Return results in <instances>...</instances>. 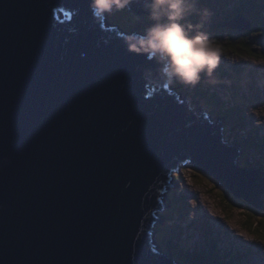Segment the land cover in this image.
<instances>
[{"label": "water", "instance_id": "95a60500", "mask_svg": "<svg viewBox=\"0 0 264 264\" xmlns=\"http://www.w3.org/2000/svg\"><path fill=\"white\" fill-rule=\"evenodd\" d=\"M91 4L0 0V264H177L154 223L183 164L264 210L223 124Z\"/></svg>", "mask_w": 264, "mask_h": 264}, {"label": "rangeland", "instance_id": "374dc122", "mask_svg": "<svg viewBox=\"0 0 264 264\" xmlns=\"http://www.w3.org/2000/svg\"><path fill=\"white\" fill-rule=\"evenodd\" d=\"M239 1L198 0L197 8L211 12L210 18L204 22L203 31L221 42L225 49L230 45L240 46L236 48L240 53L239 56L234 51H225L221 55L220 66L223 69L235 67L236 71L233 76L230 75L232 72L230 70L218 71L217 79H220L222 85L216 86L214 90L225 103H229L230 108H237L236 110L240 113L244 112L243 114L248 113L247 122L251 127L258 128L260 138L264 137V60L253 57L264 56V22L258 20V17L257 20L255 19L257 14H264V0H256L258 2L256 14L240 13L238 6L247 9L251 8L253 3L250 0ZM142 8L146 9V7ZM125 12V9L121 13L112 11L107 14V19L117 23L127 22ZM194 18L196 21L193 20L192 24L200 23L199 15ZM236 18L242 21L238 25L245 26H247L246 22L255 20L253 28L249 32L229 29L227 24ZM139 21H142L143 25L146 24V28L153 23L148 16L143 15ZM242 66L246 67L243 71ZM254 74L258 75V83ZM215 81L214 78L204 79L206 84L215 85ZM171 88H175L174 82L170 83ZM182 97L189 98L183 94ZM224 134L231 144L233 139L240 141V145L238 144L242 148L238 163L240 167L248 163L258 164L261 167L264 165L263 147L258 145V149L256 147L250 149L242 144V140L246 137L244 129L234 131L228 127L225 128ZM245 149L249 162L243 155ZM179 172L175 174V176L179 174L178 187H172L168 195L169 200L173 199L170 202L166 200L167 208L161 212L162 216L165 215L167 218L163 219V224L158 225L156 232V241L164 252L181 259L183 253L187 256L194 251L198 255L199 250L204 252L209 250L211 255H215V247L217 257L220 254L225 256L234 254L232 256L234 262H231L233 264H264V243L254 239L264 236V210H259L249 202L234 196L218 180L200 173L191 163L183 164ZM228 192L231 197L225 203L227 196L225 193ZM171 202L173 205L170 204ZM244 205L253 206L256 210L250 211ZM257 223L258 230L254 228Z\"/></svg>", "mask_w": 264, "mask_h": 264}, {"label": "clouds", "instance_id": "9594fccd", "mask_svg": "<svg viewBox=\"0 0 264 264\" xmlns=\"http://www.w3.org/2000/svg\"><path fill=\"white\" fill-rule=\"evenodd\" d=\"M131 2L132 0H92L91 7L94 16L103 17L106 13H111L113 9L123 10ZM197 3L198 0H148L146 9L153 23L143 35L138 38H129L127 41L130 51L145 54L155 60L160 66L161 77L169 83L175 81L186 86H195L200 82L201 74L208 78L213 77L219 67L220 57L225 52L221 42L203 31L204 22L210 18L211 12L207 9H198ZM192 15H199L201 23L192 24L188 19ZM227 142L235 145L229 140ZM166 194L168 199L170 189ZM166 198H162L165 206ZM163 211H158V216L164 219L161 214ZM154 224L157 232L158 225L161 223ZM159 247L162 253L175 259L177 264H187L181 259L174 258L171 253L164 252L160 245ZM214 251L215 255L211 257L210 263L217 264V260H220V264H226L225 255L220 254L217 257L215 247ZM199 253H203V250H199ZM232 255L229 254L227 257ZM230 264L233 263L230 262Z\"/></svg>", "mask_w": 264, "mask_h": 264}, {"label": "trees", "instance_id": "16d2710c", "mask_svg": "<svg viewBox=\"0 0 264 264\" xmlns=\"http://www.w3.org/2000/svg\"><path fill=\"white\" fill-rule=\"evenodd\" d=\"M250 2L253 3V6H251V8L246 9V7H243V6L239 7L238 6V8H239L238 11L240 13L242 12L243 14H246L244 12H249L248 14H256V10H257L256 7H258V2L256 0H250ZM146 4L147 3H143L142 5L144 6ZM139 6H138L137 13H132L128 8H124L126 10L125 14H126L127 19H128L127 22H120V23H117L115 21L114 22L109 21V22L114 23V24H119L121 26V28H123L125 31H128L130 33H134V32L141 33V34L144 33L145 30L147 29L146 24L143 25L142 21H139V19H141L142 15L148 16V17H149V15L146 14V12H147L146 9L144 10V8L139 7ZM122 11L123 10H116L117 13L118 12L121 13ZM258 11H259V9H258ZM194 16H197V15H192L190 18H188L190 20V22H192L193 20L196 21ZM257 17H258V20L264 22V14H261V15L257 14L256 18H255L256 20H257ZM137 21H139V22H137ZM200 23H201V18H200ZM203 29H205V28H203ZM221 69L232 71L230 74L231 76H233L234 75L233 73L236 71L235 68L223 69L219 64V67L214 72L213 77H211V78H214L216 80L215 85L214 84H206L204 82V79L206 78V76L204 74H201V80L197 85L189 87V86H186L180 82L174 81V85H175L174 89H176L180 93H182L183 96H188L189 97L188 99H190L191 101L198 102V103L202 104L205 108H207L211 112L212 116L214 118H216V120H220V121L223 120L226 128L229 127L230 130H234V131L235 130L241 131V129H244L246 137H245V139L242 140V144H244L245 146H248V148H250V149H255V147L258 149V145H259V146L263 147V150H264V137L259 138L258 128L257 127H255V128L251 127L250 123L247 122V115H246L247 113L243 114L244 112H241V113L238 112L236 110L237 108H233V109L230 108L229 103L228 102L225 103L223 101L222 97L217 92H215L214 88L216 86L219 87V85H222V82L220 81V79H217L218 71H220ZM243 69H246V68H242V71H243ZM244 76H245V74H244ZM255 76H258V75H255ZM202 84L204 86H202ZM241 114H243V115L241 116ZM246 122L250 126L249 129H248V126L246 125ZM232 142L236 146H238L240 141L238 139H233ZM243 155H245L244 157L247 158L246 160H247V162H249V159L247 157L248 153L246 152V149H245ZM243 167L244 168L246 167V169L255 171L256 173H259L261 175V177L263 178L260 180V182L264 181V165H262V167H261V166H258V164L253 165L252 163H248V165L243 166ZM178 175H176V177H175L176 183L180 181V179L177 178ZM225 194H227V196L225 197V201H224L226 203V201H229L228 199L231 197V194L229 192L225 193ZM172 199L173 198H170L171 201H172ZM174 199H175V197H174ZM233 199H235V198H233ZM262 203H263V207H264V196L262 197ZM170 204L173 205L172 202ZM244 206L249 208L250 211L256 210L255 207H253V206H250V205H244ZM259 210H262V209L259 208ZM163 217L167 218L165 215ZM254 228L256 230H258V223H257V226H255ZM192 252L193 253L190 252V254H188L187 256L185 254H182L181 260L187 264H212V263H210L211 262L210 259L213 255H211L210 252H207V251L204 252L203 251V253H199L198 255H196V252H194V251H192ZM228 258L230 259V257H228ZM217 264H220V260H217ZM226 264H230V262L227 261Z\"/></svg>", "mask_w": 264, "mask_h": 264}, {"label": "snow or ice", "instance_id": "6c2138e0", "mask_svg": "<svg viewBox=\"0 0 264 264\" xmlns=\"http://www.w3.org/2000/svg\"><path fill=\"white\" fill-rule=\"evenodd\" d=\"M102 20L106 19L105 17H101ZM98 26H103V25H99ZM237 47H240L239 45L237 46H232L230 45L227 49H225V51H234L236 52V55H240V53L238 51H236V48ZM249 55L251 56V53H249ZM253 58H258V59H261V60H264V56H260V57H253ZM164 88H168L169 85H164L163 86ZM179 179V177H177ZM254 239H256L259 243H264V236H261V237H254Z\"/></svg>", "mask_w": 264, "mask_h": 264}, {"label": "bare ground", "instance_id": "6f19581e", "mask_svg": "<svg viewBox=\"0 0 264 264\" xmlns=\"http://www.w3.org/2000/svg\"><path fill=\"white\" fill-rule=\"evenodd\" d=\"M242 68H243V67H242ZM256 78H257V79H256V82L258 83V81H259V80H258V79H259L258 76H257ZM247 114H248V113H247ZM233 255H234V254H233Z\"/></svg>", "mask_w": 264, "mask_h": 264}, {"label": "flooded vegetation", "instance_id": "af4514ba", "mask_svg": "<svg viewBox=\"0 0 264 264\" xmlns=\"http://www.w3.org/2000/svg\"><path fill=\"white\" fill-rule=\"evenodd\" d=\"M228 28H229V29H233V28H231V27H229V26H228ZM229 29H228V30H229ZM234 30H235V29H234ZM237 31H238V30H237Z\"/></svg>", "mask_w": 264, "mask_h": 264}]
</instances>
